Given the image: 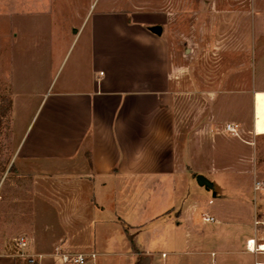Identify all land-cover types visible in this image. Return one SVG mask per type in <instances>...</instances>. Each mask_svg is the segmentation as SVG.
Returning <instances> with one entry per match:
<instances>
[{
  "label": "crops",
  "instance_id": "1",
  "mask_svg": "<svg viewBox=\"0 0 264 264\" xmlns=\"http://www.w3.org/2000/svg\"><path fill=\"white\" fill-rule=\"evenodd\" d=\"M119 2L98 8L97 0H0L11 164L36 180L35 222L88 225L65 231L39 264H62L57 251L95 254L88 264H138L141 257L150 264L264 262V253L247 248L251 240L264 245V194L246 186L241 154L221 152L224 138L215 137L212 150L193 152L188 137L181 144L175 86L183 67L164 28L154 34L159 25L147 13L117 12ZM65 10L83 20L64 26L62 38L73 31L75 41H87L72 64L64 66L65 57L56 70L55 15ZM198 176L214 191L199 186ZM211 177L234 179V206ZM0 264L15 261L0 256Z\"/></svg>",
  "mask_w": 264,
  "mask_h": 264
},
{
  "label": "rangeland",
  "instance_id": "2",
  "mask_svg": "<svg viewBox=\"0 0 264 264\" xmlns=\"http://www.w3.org/2000/svg\"><path fill=\"white\" fill-rule=\"evenodd\" d=\"M107 3L109 0H97L96 5L102 8ZM115 9L145 12L155 25L164 28L174 61L183 67L175 86L181 144L188 137L193 139V152L202 147L212 150L214 138H224L227 142L221 152L241 154L242 171L248 178L246 186L264 194V136H256L254 129L255 92L264 91V0H122ZM65 11L55 15L56 70L65 57L64 66L72 64L87 41L85 35L75 41L73 31L62 38L64 26H79L83 20L71 18ZM17 53L31 58V52L21 56L18 49ZM4 58L3 52L0 61ZM0 65V256L14 259L15 264H27L12 257L15 238L29 237L34 253L42 256L52 252L66 236L65 231L78 233L87 230L88 225L58 226L34 221L36 203L31 189L36 180L20 175L16 165L11 164L15 148L9 141L10 85ZM59 74L56 81L66 76ZM228 124L240 127L238 136L224 132ZM248 146L249 151L245 149ZM211 179L224 188L230 201L227 205L234 206L240 197L234 179L225 184L222 178ZM236 179L237 182L239 178ZM224 208L230 211V207ZM258 220L262 232L264 212L258 214ZM147 259L141 257L140 263L150 264Z\"/></svg>",
  "mask_w": 264,
  "mask_h": 264
},
{
  "label": "built area",
  "instance_id": "3",
  "mask_svg": "<svg viewBox=\"0 0 264 264\" xmlns=\"http://www.w3.org/2000/svg\"><path fill=\"white\" fill-rule=\"evenodd\" d=\"M226 132L231 135L238 136L239 126L235 124H228L226 126ZM203 220L208 223L216 222V220L210 216H204ZM31 246V239L29 237L20 236L18 238H15L12 244V250L14 252V254H12V257L21 259L27 264H37L42 256L32 253ZM247 248L248 251L253 254L264 253V245L257 246L254 240L248 241ZM57 254L60 257L62 264H88L91 259L95 258V254H60L58 251ZM256 264H264V262H257Z\"/></svg>",
  "mask_w": 264,
  "mask_h": 264
},
{
  "label": "bare ground",
  "instance_id": "4",
  "mask_svg": "<svg viewBox=\"0 0 264 264\" xmlns=\"http://www.w3.org/2000/svg\"><path fill=\"white\" fill-rule=\"evenodd\" d=\"M254 104H255L254 129L256 135L264 136V91L256 92Z\"/></svg>",
  "mask_w": 264,
  "mask_h": 264
},
{
  "label": "water",
  "instance_id": "5",
  "mask_svg": "<svg viewBox=\"0 0 264 264\" xmlns=\"http://www.w3.org/2000/svg\"><path fill=\"white\" fill-rule=\"evenodd\" d=\"M150 31L158 36H161L163 34V28L161 26H154L150 29ZM197 183L199 184V186H202V187L207 188L208 190L214 191V184L210 180L205 178L204 176H198ZM213 196L216 197L215 192L213 193Z\"/></svg>",
  "mask_w": 264,
  "mask_h": 264
},
{
  "label": "trees",
  "instance_id": "6",
  "mask_svg": "<svg viewBox=\"0 0 264 264\" xmlns=\"http://www.w3.org/2000/svg\"><path fill=\"white\" fill-rule=\"evenodd\" d=\"M9 111H10V102H9V110H8V112H9ZM25 263H26V262H25ZM138 264H141L140 261L138 262Z\"/></svg>",
  "mask_w": 264,
  "mask_h": 264
}]
</instances>
